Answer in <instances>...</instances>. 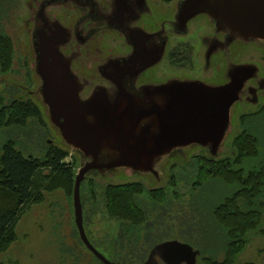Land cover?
Wrapping results in <instances>:
<instances>
[{
	"label": "water",
	"instance_id": "obj_1",
	"mask_svg": "<svg viewBox=\"0 0 264 264\" xmlns=\"http://www.w3.org/2000/svg\"><path fill=\"white\" fill-rule=\"evenodd\" d=\"M181 10L179 23L186 14L202 13L215 28H223L228 40L264 42V0H186ZM49 23L29 36L36 87L28 93L37 97L59 146L80 158L72 191L80 241L102 264H116L103 253L105 246L101 252L86 235L82 181L90 175H123L127 169L160 181L159 172L170 158L186 155L195 147L216 158L240 102L258 101L250 79L259 70L257 64L239 63L221 85L176 79L137 88L124 78L126 68L130 75L135 72L118 64L91 83L71 72L69 61L59 51L58 25L52 22L51 29ZM200 256L192 245L168 240L155 244L142 264H199Z\"/></svg>",
	"mask_w": 264,
	"mask_h": 264
},
{
	"label": "rangeland",
	"instance_id": "obj_2",
	"mask_svg": "<svg viewBox=\"0 0 264 264\" xmlns=\"http://www.w3.org/2000/svg\"><path fill=\"white\" fill-rule=\"evenodd\" d=\"M27 17V0H0V35L8 37L13 46L11 68L7 72H2L0 67V99L3 104H8L13 98H30L38 103L37 97L28 93L36 87V81L30 71L33 62L28 45ZM259 108L260 105L237 107L226 131L228 138L219 147V155L216 158L232 155L231 140L242 129L240 116L254 113ZM260 116L262 115L250 119L248 124L251 131L258 133L262 140L260 156L244 162L249 169L264 164V116ZM7 140L13 141L15 148L24 156L38 158H42L48 142L60 145V140L51 126L42 125V122L35 120L29 121L27 126L21 128L14 126L0 128V153L1 145ZM199 154L206 153L202 148L195 147L186 155L170 158L159 172L160 181H156L157 183L153 182L152 178L147 180L143 176L142 180L135 177L129 169L124 170L123 175L108 174L109 179H106L107 176L94 175L84 179L83 224L88 239L95 245L98 241H111L118 235L120 241L125 239L126 244L131 240L132 249L129 250L132 254L128 255L122 250L121 264L142 263L152 245L168 240L188 243L205 256L212 257V260L221 261L229 239L226 229L219 226L211 216L210 208L231 195L236 190V185L222 179H208L202 187L191 189V183L195 180L193 175L195 155ZM74 155L68 156L65 161L71 165L77 163L78 166L80 158L77 154ZM170 176L175 178L173 186L169 184ZM135 181H141L145 188L136 199L145 212V222L140 226L130 225L125 220L108 218L102 208L101 195L96 192L94 197L90 192L91 183L95 189L100 190L108 183ZM148 186L166 187L168 200L157 207L158 205L149 199ZM254 204L260 213L259 225L243 236L245 247L236 258L235 264H264V195ZM14 232L16 239L0 254V261L3 264H102L80 242L74 224L72 194L69 196L61 188L52 192L44 191L41 202L25 207ZM96 248L103 251L99 245ZM116 256L119 258L118 254ZM138 256L141 259H138Z\"/></svg>",
	"mask_w": 264,
	"mask_h": 264
},
{
	"label": "flooded vegetation",
	"instance_id": "obj_3",
	"mask_svg": "<svg viewBox=\"0 0 264 264\" xmlns=\"http://www.w3.org/2000/svg\"><path fill=\"white\" fill-rule=\"evenodd\" d=\"M184 1L27 0L28 45L31 48L29 36L33 30L46 22H56L60 32H56L59 51L69 61L73 74L86 77L92 83L108 75L111 65L120 64L135 72L130 75L126 68L124 78L130 79L137 88L176 79L221 85L227 82L234 64L254 63L259 71L250 83L257 89L258 101L239 105L262 107L264 42L228 40L223 28H215L202 13L186 14L184 22L179 23L177 17ZM133 65L135 68H131ZM30 71L33 74V68ZM110 86L116 88L112 83ZM132 175L143 180L142 176ZM135 182L143 185L141 181ZM158 188L148 186L147 190ZM104 243L109 240L98 241L97 245L91 242L94 246ZM104 246L106 255L111 256L106 245L100 247Z\"/></svg>",
	"mask_w": 264,
	"mask_h": 264
},
{
	"label": "trees",
	"instance_id": "obj_4",
	"mask_svg": "<svg viewBox=\"0 0 264 264\" xmlns=\"http://www.w3.org/2000/svg\"><path fill=\"white\" fill-rule=\"evenodd\" d=\"M12 53L11 40L0 35L2 72H7L11 68ZM0 100V104H2L0 105V128L13 126L21 128L27 126L31 120L42 122V125L48 124L41 107L30 98H13L8 104H3L1 103L2 99ZM258 115L264 116V105L254 113L240 116L242 129L231 140L233 149L231 156L212 158L207 154L195 155V164H193L195 180L191 183V189L202 187L208 179H222L236 185V190L231 195L226 196L219 204L210 208L211 216L219 226L226 229L229 239L226 243L224 257L221 261H215L200 251V264H235L236 258L245 247L243 236L259 225L260 213L254 203L264 195V164L254 169H249L244 164L247 159L258 158L262 150V140L259 134L256 132L255 134L248 127L250 119ZM68 156L73 157L74 155H71L65 148L49 144V142L44 148L42 158L31 155L24 156L21 151L15 148L14 142L11 140H7L1 145L0 254L16 239L15 225L25 207L41 202L44 191L52 192L61 188L69 196L72 194L77 163L71 165L66 162L65 159ZM169 184L173 186L175 178H170ZM144 190V186L137 182L106 184L100 190L95 189L93 183L90 184L92 195L96 197V192L101 195L102 208L108 218L125 220L133 226H140L145 222V212L136 200ZM147 192L151 200L161 206L168 200L166 187L147 190ZM177 198L180 199V197ZM192 204L195 207V204ZM201 213L203 214L202 211ZM119 237L120 235L109 240V243L101 244L108 247L116 264H121L120 262L123 261V259L121 261L122 250L128 255L132 254L129 250L132 249L130 246L132 241L129 240L126 244L124 243L125 239L120 241ZM116 254L119 255V258ZM139 256L138 259H141ZM0 264L3 263L0 261Z\"/></svg>",
	"mask_w": 264,
	"mask_h": 264
}]
</instances>
